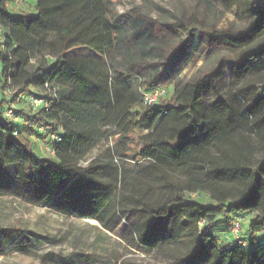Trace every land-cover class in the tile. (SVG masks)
<instances>
[{"label":"trees","instance_id":"trees-1","mask_svg":"<svg viewBox=\"0 0 264 264\" xmlns=\"http://www.w3.org/2000/svg\"><path fill=\"white\" fill-rule=\"evenodd\" d=\"M217 1L247 27L233 33L192 17L177 28L198 31L237 60L223 56L202 78L175 86L169 100L144 106L139 89L167 86L113 67L118 30L108 19L117 0H35L33 15L13 14L11 0H0V197L96 221L153 252L172 251L169 264H264V78L253 81L264 61V0ZM226 72L233 79L228 97L207 103L205 91ZM47 86L68 95L47 96L50 107L26 115L27 126L4 117L16 94L43 98ZM26 128L48 135L53 158L34 153ZM114 136L120 142L106 159L81 166ZM129 150L135 162H149L131 180L115 165ZM193 194L201 200L191 201ZM246 217L243 247L227 237ZM14 232L21 231L0 228V253ZM22 234L15 249L29 255L39 236ZM46 257L60 264L88 259Z\"/></svg>","mask_w":264,"mask_h":264},{"label":"rangeland","instance_id":"rangeland-1","mask_svg":"<svg viewBox=\"0 0 264 264\" xmlns=\"http://www.w3.org/2000/svg\"><path fill=\"white\" fill-rule=\"evenodd\" d=\"M35 4V0H11L8 7L13 14L33 15L36 14ZM109 8L113 14L108 20L118 30V53L113 67L140 74L146 82L160 79L167 86L162 100L172 97L175 86L196 81L213 71L223 56L233 60L238 58V54H229L223 48L212 46L198 31L183 33L177 28L178 25L195 17L207 28L237 33L247 27V22L239 19L236 12L221 9L217 0H117ZM262 78L264 61L255 66L253 81L259 82ZM232 84V75L226 72L220 80L210 84L203 95L204 100L207 103L216 101L221 94L225 99ZM53 93L56 100H63L68 95L67 90L58 87ZM19 97L16 94V100H11L10 107L22 108L23 100ZM138 99L142 100L140 94ZM26 111L22 115L25 121L26 115H30L29 109ZM25 121L23 125L27 126ZM24 135L39 158H53L47 145V134L44 138L45 135L40 133V136L26 128ZM119 142L118 136L107 138L86 157L81 166L86 167L98 158L106 159L109 150ZM129 152L128 159L118 158L115 165L131 180L149 162L137 163L133 159V152ZM189 199L201 200L197 194L190 195ZM249 220L250 217L241 220L240 238H243L241 232L246 230ZM0 228L21 231L13 233L0 253V264H60L46 257L51 254L65 258L83 254L88 256L86 264H169L172 261V251L153 252L134 246L106 231L96 221L61 216L46 207L29 206L13 197H0ZM119 230L125 232L126 226ZM27 231L37 234L39 241L29 255H23L16 251L15 246L19 236ZM232 232L227 240L231 238L235 242L236 231ZM220 233L227 235L224 231Z\"/></svg>","mask_w":264,"mask_h":264},{"label":"built area","instance_id":"built-area-1","mask_svg":"<svg viewBox=\"0 0 264 264\" xmlns=\"http://www.w3.org/2000/svg\"><path fill=\"white\" fill-rule=\"evenodd\" d=\"M22 1V0H21ZM2 30L0 29V43H2ZM47 91L44 93L43 98H38L35 96H29V97H24L22 99L23 105L22 108H17V107H8L4 111V117L15 124H22L24 123V118H23V113L24 110L29 109L30 114L34 115L37 114L40 109H48L50 107V101L48 97L55 99L53 96V91L50 89L48 86L46 87ZM167 93V90L165 88L157 89L152 92H147L143 89H139V94L141 95V102L143 103L144 106H152L157 104V102L162 99ZM48 96V97H47ZM47 97V98H46ZM26 100V102H25ZM27 112V111H26ZM40 132L44 133L45 129L40 128ZM18 132L15 133L17 135ZM49 152L54 156L53 150L50 148ZM241 220L239 219L237 223L235 224V227L233 228L232 231H236L237 239L234 243L239 244L243 247L248 246V241L244 240L243 238H240V230H241ZM233 233V232H232ZM239 237V238H238ZM260 243L264 245V237L259 238Z\"/></svg>","mask_w":264,"mask_h":264}]
</instances>
